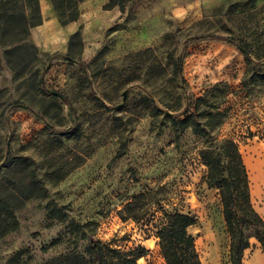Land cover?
<instances>
[{
	"label": "rangeland",
	"instance_id": "374dc122",
	"mask_svg": "<svg viewBox=\"0 0 264 264\" xmlns=\"http://www.w3.org/2000/svg\"><path fill=\"white\" fill-rule=\"evenodd\" d=\"M108 1L81 0L78 18L61 25L51 0H39L42 22L28 35L37 56L26 67L11 70L0 45V164L32 160L45 187L15 209L0 264L84 253L88 236L121 250L144 245L137 264H166L156 234L163 209L196 215L188 230L202 264H231L219 191L200 157L206 138L171 119L197 105L225 116L197 120L238 145L264 219V78L242 83L264 71V0H129L123 10ZM18 168H0V192ZM52 205L64 219L50 216ZM242 263L264 264L254 236Z\"/></svg>",
	"mask_w": 264,
	"mask_h": 264
},
{
	"label": "trees",
	"instance_id": "16d2710c",
	"mask_svg": "<svg viewBox=\"0 0 264 264\" xmlns=\"http://www.w3.org/2000/svg\"><path fill=\"white\" fill-rule=\"evenodd\" d=\"M80 1L51 0L61 25L78 18ZM128 1L109 0L106 6L107 8L118 6L123 10ZM41 22L39 0H0V32L10 34L8 40L0 35V45L6 44L3 47L2 57L11 70L15 71L18 66L26 67L36 59L37 49L28 40V35L30 29ZM79 38L78 32L72 33L68 45ZM243 52L247 54L245 50ZM170 58L173 59V56L171 55ZM179 69L180 62H177L176 71ZM256 74L264 78V71L253 72L244 78L243 85L247 86L249 79L253 80ZM201 100L202 97L197 98V101ZM198 108L197 105V114L191 112L181 119L172 118L171 123L176 131L190 127L195 134L206 138L207 147L200 152L201 160L207 167L206 183L219 191L223 218L230 238V262L243 264L242 252L249 245L250 236H254L260 242L264 252V219L252 204L247 169L238 145L232 139L214 138L208 130L200 128L201 122L197 120V118H206V123L218 125L225 116L215 121L211 111L204 113ZM2 158L0 157V161ZM13 167H19L16 171L18 175L3 184L4 190L0 192V238L18 226L15 209L26 199L45 193L44 183L38 177L36 165L32 160L11 156L0 164V168ZM131 205L130 201L126 204L128 209ZM162 212L165 221L157 229L156 234L159 251L166 264H202L195 246V238L188 230V227L196 222V215L181 210L163 209ZM49 214L58 219H64L66 216L64 207L57 205L49 208ZM71 227L77 231L82 225L72 221ZM248 228L251 229L250 232L246 231ZM146 252L147 248L141 244L128 250H121L105 244L98 238L88 236L84 253L77 251L59 253L41 264H137V258ZM13 257L15 256H12L7 264H11Z\"/></svg>",
	"mask_w": 264,
	"mask_h": 264
},
{
	"label": "water",
	"instance_id": "95a60500",
	"mask_svg": "<svg viewBox=\"0 0 264 264\" xmlns=\"http://www.w3.org/2000/svg\"><path fill=\"white\" fill-rule=\"evenodd\" d=\"M55 94V93H54Z\"/></svg>",
	"mask_w": 264,
	"mask_h": 264
}]
</instances>
